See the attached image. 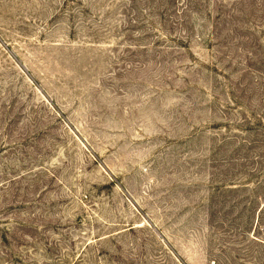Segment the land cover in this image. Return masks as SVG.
I'll use <instances>...</instances> for the list:
<instances>
[{
  "label": "rangeland",
  "instance_id": "1",
  "mask_svg": "<svg viewBox=\"0 0 264 264\" xmlns=\"http://www.w3.org/2000/svg\"><path fill=\"white\" fill-rule=\"evenodd\" d=\"M0 264H264V0H0Z\"/></svg>",
  "mask_w": 264,
  "mask_h": 264
}]
</instances>
